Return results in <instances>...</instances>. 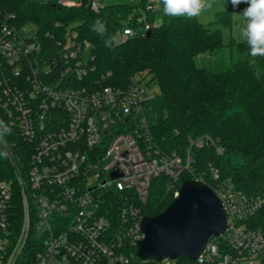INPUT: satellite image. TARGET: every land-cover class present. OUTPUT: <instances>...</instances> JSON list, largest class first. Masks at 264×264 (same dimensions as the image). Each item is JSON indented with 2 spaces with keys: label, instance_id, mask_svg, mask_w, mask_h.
Wrapping results in <instances>:
<instances>
[{
  "label": "built area",
  "instance_id": "2783aa9c",
  "mask_svg": "<svg viewBox=\"0 0 264 264\" xmlns=\"http://www.w3.org/2000/svg\"><path fill=\"white\" fill-rule=\"evenodd\" d=\"M52 1L94 13L103 7L101 0ZM131 1L137 6L122 38L143 36L163 15L160 0ZM15 21L0 10V120L11 128L0 142L10 154L0 167V264H130L126 244L143 237L153 180L194 177L191 156L160 153L145 112L151 94L140 76L126 87L94 85L92 44L76 28L46 32L45 45L34 25L22 37L25 25ZM210 179L226 228L192 264H263L264 232L250 224L263 200L221 183L216 171ZM107 192L121 204L116 227L103 212Z\"/></svg>",
  "mask_w": 264,
  "mask_h": 264
},
{
  "label": "trees",
  "instance_id": "16d2710c",
  "mask_svg": "<svg viewBox=\"0 0 264 264\" xmlns=\"http://www.w3.org/2000/svg\"><path fill=\"white\" fill-rule=\"evenodd\" d=\"M146 2L141 0L142 5ZM219 3L221 9L211 22L163 14L148 36L120 40L137 6L131 0L103 3L98 13L85 5L63 7L52 0H0V10L13 14L18 27L34 25L45 45L46 32L76 28L92 44L89 80L94 85L126 87L135 75L141 80L148 77L146 85H155L158 92L146 102L145 112L160 153H188L194 177H202L210 188L211 172L216 171L221 183L262 199L250 224L264 232V56L252 57L247 43L230 34L234 14L248 5L233 7L231 0ZM96 19L106 24L107 36L116 37L113 49L104 46L105 37L91 30ZM154 19L151 16L148 22ZM3 165L7 167L0 158ZM194 177L185 172L175 184L165 176L155 178L144 214L160 213L172 201L175 189ZM118 201V194L111 192L103 201V212L113 227L120 222ZM125 254L130 264H155L140 261L133 244H126ZM192 263L185 257L176 259V264Z\"/></svg>",
  "mask_w": 264,
  "mask_h": 264
},
{
  "label": "water",
  "instance_id": "95a60500",
  "mask_svg": "<svg viewBox=\"0 0 264 264\" xmlns=\"http://www.w3.org/2000/svg\"><path fill=\"white\" fill-rule=\"evenodd\" d=\"M116 177L117 173L111 174ZM225 228L226 216L217 196L206 184L187 180L160 213L142 217L143 237L135 243V256L143 262L179 257L193 261Z\"/></svg>",
  "mask_w": 264,
  "mask_h": 264
},
{
  "label": "clouds",
  "instance_id": "9594fccd",
  "mask_svg": "<svg viewBox=\"0 0 264 264\" xmlns=\"http://www.w3.org/2000/svg\"><path fill=\"white\" fill-rule=\"evenodd\" d=\"M163 5V14L169 17L193 18L203 12L213 9L218 0H160ZM233 7L241 3L248 5L240 14L245 21V26L241 29L240 35L247 43L249 55L252 57L264 56V0H231ZM91 30L98 35L105 37L104 46L113 49L117 42L115 36H107L106 24L96 19L91 26ZM11 133V128L4 120H0V142ZM7 150H0V158H9Z\"/></svg>",
  "mask_w": 264,
  "mask_h": 264
},
{
  "label": "rangeland",
  "instance_id": "374dc122",
  "mask_svg": "<svg viewBox=\"0 0 264 264\" xmlns=\"http://www.w3.org/2000/svg\"><path fill=\"white\" fill-rule=\"evenodd\" d=\"M101 1L104 4H116V3L128 2V0H101ZM220 9H221V6H220L219 0H218L217 5L213 9L205 11L201 15H199L197 17H194V18H196L201 23L211 22L214 19L215 13L217 11H219ZM240 14H242V13L234 14V16H233L234 24H233V27H232V30H231L230 34L237 41H244L243 38L240 35V32H241V29L245 26V21L242 19ZM33 33H34V26L32 24H27V25L23 26L20 29V35L22 37H29ZM118 39L120 40V39H122V37H119ZM138 76H140V75H138ZM140 77H142V76H140ZM148 79H149L148 77H145L142 80V83L146 84ZM148 90H149V94H151V95H153L154 93L158 92L157 87L155 85H153V84L148 86Z\"/></svg>",
  "mask_w": 264,
  "mask_h": 264
}]
</instances>
